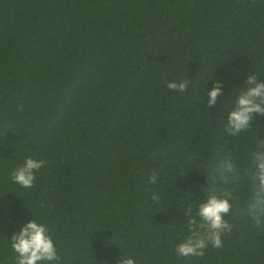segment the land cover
<instances>
[{
    "label": "trees",
    "instance_id": "trees-1",
    "mask_svg": "<svg viewBox=\"0 0 264 264\" xmlns=\"http://www.w3.org/2000/svg\"><path fill=\"white\" fill-rule=\"evenodd\" d=\"M248 74L264 82V0H0V264H15L9 238L31 219L59 264H264V228L241 211L264 114L225 132ZM180 79L185 92L165 87ZM29 156L47 163L25 189L10 177ZM224 157L241 177L216 180L232 231L178 257L185 209L196 217Z\"/></svg>",
    "mask_w": 264,
    "mask_h": 264
},
{
    "label": "clouds",
    "instance_id": "clouds-1",
    "mask_svg": "<svg viewBox=\"0 0 264 264\" xmlns=\"http://www.w3.org/2000/svg\"><path fill=\"white\" fill-rule=\"evenodd\" d=\"M190 81L187 79L167 80L165 87L179 93L185 92ZM245 87L239 91L235 106L228 112L225 132L235 136L248 130L253 123L255 114H264V82L257 80L256 74H248ZM222 94L220 82L214 83L207 92L208 106L216 103L218 95ZM256 150L250 154L254 170L247 172L249 180V195L244 204L242 214L247 216L256 228H264V138L256 139ZM44 159L25 157L22 164L18 165L11 173V179L25 189L35 186L36 173L46 165ZM218 173V175H217ZM212 184L206 190L207 199L197 202L196 217L190 213L192 204L185 209L188 235L174 245L178 257H202L211 246L220 249L224 246V236L232 231L233 225L226 219L232 211V190L218 187L216 180L221 184H235L241 179L239 169L230 158L224 157L218 161L209 174ZM158 177L156 172L148 175V182L155 184ZM218 192L220 194H218ZM152 199L158 201L159 197L153 192ZM198 217V218H197ZM11 248L16 254L15 264H39V262H57L61 256L44 222L31 219L21 225L18 232L9 238ZM117 264H136L128 255L121 256Z\"/></svg>",
    "mask_w": 264,
    "mask_h": 264
}]
</instances>
